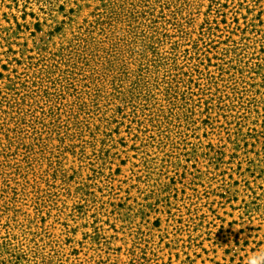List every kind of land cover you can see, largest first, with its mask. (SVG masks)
<instances>
[{"label": "rangeland", "instance_id": "obj_1", "mask_svg": "<svg viewBox=\"0 0 264 264\" xmlns=\"http://www.w3.org/2000/svg\"><path fill=\"white\" fill-rule=\"evenodd\" d=\"M258 251L264 0H0V264Z\"/></svg>", "mask_w": 264, "mask_h": 264}, {"label": "clouds", "instance_id": "obj_2", "mask_svg": "<svg viewBox=\"0 0 264 264\" xmlns=\"http://www.w3.org/2000/svg\"><path fill=\"white\" fill-rule=\"evenodd\" d=\"M248 264H264V252H256L248 258Z\"/></svg>", "mask_w": 264, "mask_h": 264}]
</instances>
